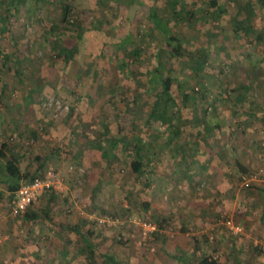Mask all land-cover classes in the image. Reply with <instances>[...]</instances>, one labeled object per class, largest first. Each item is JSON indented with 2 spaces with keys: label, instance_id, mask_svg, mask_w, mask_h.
<instances>
[{
  "label": "rangeland",
  "instance_id": "374dc122",
  "mask_svg": "<svg viewBox=\"0 0 264 264\" xmlns=\"http://www.w3.org/2000/svg\"><path fill=\"white\" fill-rule=\"evenodd\" d=\"M247 1L249 2V0H220L226 13L218 18L214 10L209 7L208 0H24L19 12L9 16V24L6 25L5 9L0 0V65L5 63L9 66L6 68L8 71L16 70L17 74L25 80L26 77L39 76L41 83H39L38 90L41 94L34 98L35 110L40 109L43 116L55 121L61 127H67L66 130L57 133L58 137L55 135V139L50 140L49 143V146L54 142L59 146L63 160H68L69 155L71 158L74 149L78 150L84 144L102 142L98 145H104V148H107L113 141L128 140L126 149L117 142L119 147L116 149V145V150L110 151L116 155V159L110 162V169L113 172H110L109 176L115 177V184L119 178L123 179L125 189L135 190L131 200L141 205L142 201L152 200L154 196L149 183H145L143 179H134L133 173L128 168V162L135 155L133 140L136 137L144 146L143 155L146 152L145 158L147 159L145 161L148 162L150 150L151 153L155 150L156 173L164 175L174 174L177 168L178 173H186L180 167L182 163L177 159L178 154L176 155L177 152L182 151L179 143L184 140L186 133L195 145H198L197 140L202 144L212 141L213 136L209 133L205 134L207 132L201 133L198 126L204 125L206 119L214 122L213 114H215L214 124L218 123L223 129L217 135L218 139L230 133L242 138L246 121L249 122L246 127L249 128L248 130L252 129L255 135L247 141L248 144L252 146L257 141L264 143V124H254L258 123L257 120L246 117L247 113L244 114L242 108L235 109L232 103L226 108L221 103V99L235 97L241 93L238 90L235 92L231 90L233 87H238L239 83L248 84V86L252 84L253 87L251 86L246 95L250 101H253L252 104L255 103V108L254 106L247 107L245 110L256 109L259 113L264 110V39L257 38L259 34L264 35V4L261 6L256 0L250 1V11L253 17L249 24H245L246 13L249 10L242 7L248 3ZM66 4H69L73 10L70 21L87 29L83 39L78 43L77 52L68 63H64L54 51L52 41L55 37L51 33L54 24L57 26L61 24V6ZM151 11L162 19L167 33H162L154 26L150 16ZM242 23L251 27V35L243 36ZM61 25L59 27L67 29L74 35V28L70 26L67 28L65 23ZM169 34L181 38L188 51L205 49L208 54L206 66L199 70L193 64V60L170 58L165 43ZM135 47L139 48V57L131 54ZM155 70H160L174 79L171 87L174 99L179 95L178 85H182V91L195 97L181 108L180 115L183 121L181 131L183 132L172 142L169 141L170 135L165 126L149 116L154 100L161 93L158 77L148 76L149 72L155 73ZM4 79L5 76L0 74V80ZM6 97L9 102L6 109L2 108L4 113H16L21 110L17 106H20L19 103L23 100V89H16L13 95L8 93ZM49 100L52 101V105L44 108L43 103ZM199 118L203 123L193 122ZM176 123L177 119L174 124ZM105 126L108 127L107 135L98 134ZM64 131L70 132L66 134ZM39 133L40 136L51 137L44 125H41ZM13 135L10 131L4 132L2 139L9 144H15V140L11 139ZM14 137L17 136L14 135ZM27 142L29 144L30 140L27 139L25 143ZM174 144H177V148H174ZM35 146H38L37 139L33 141V145H24L26 151L34 149ZM229 148H223L222 139L221 145H217L215 150L210 148L207 150L209 152L220 150L222 156H226L225 159L229 160L232 154ZM256 150L250 157H240L238 152L236 156L239 157V162L242 160L244 162L246 158L252 161L256 157V165L260 168L250 172L251 175H257V181H264V149L255 152ZM32 152L35 154L34 157L41 155V149H35ZM94 153L95 155L89 156L90 163L98 161L97 156L99 157L100 152L95 150ZM76 158L78 159L76 156L72 159ZM99 158L102 160L101 157ZM153 160L155 161L154 158ZM192 161L195 162L191 163L194 164V170H201V174L204 173L206 165L204 164L199 169L197 165L200 162L197 159H192ZM88 168L95 176L93 172L95 167L89 166ZM192 170L193 166H190V174L193 173ZM233 170L231 168L230 172ZM69 171L76 173L79 178L73 199L75 202H80L82 201L81 193L77 190H81L82 177L88 173L83 168ZM151 173L153 170L148 163L145 174L148 176ZM105 175L108 173L104 172L103 177ZM231 175L237 177L235 181H222L221 188L229 187L234 183L238 190L239 200L242 201L244 193L249 188H244L242 185L240 179L242 174L238 176L237 173L232 172ZM60 176L62 178V174ZM121 179L118 182L120 187L122 186ZM257 181H251V190L256 187ZM198 184L200 185L192 186V190L188 187L183 188V186L180 188L182 191L180 198L181 195L183 196L177 201V205L181 208L180 214H186L185 210L187 212L191 210V203H198L200 207L201 200L199 199H207L206 202L210 200L206 193L215 187H211V183L206 181ZM116 186L106 182L105 186L95 188L94 194L97 200L98 193L101 192L104 198L108 196L114 200L117 195H124L122 188ZM102 188L104 191H101ZM191 193L198 196L205 195V198H184ZM131 200L129 201L127 197L124 199L127 208L130 207ZM226 200L228 198H225ZM124 201H121L122 205ZM152 201L165 206L170 202V200L167 202L166 198ZM225 201L222 198L223 208L225 203H229ZM66 208H69L68 204L64 205L62 212L65 214L72 212H67ZM122 208L115 212L116 217L108 214L102 216L108 218L105 220L107 223H96L97 227L101 226L100 230H94L98 232L93 239L98 256L104 255L102 253L113 254L115 259L123 264H180V261H176L179 256L172 248L181 234L178 225H176V230L165 234L162 246L156 241L152 243V235L149 242H143L141 229L138 227L139 220L148 218L156 224L157 221L147 211L138 215V218L132 217L126 220L123 217L135 214L132 213L134 210L139 212L140 208H123L125 211H122ZM9 214H11L10 211ZM220 214H226L227 217L232 215H229L226 210ZM96 216L99 218V215ZM12 218V221L17 222V217ZM121 220H126V224L121 223ZM88 224L93 225L95 222L91 219ZM26 230V227L20 224L18 228H15L14 233L23 241L22 249H26L25 245H29V248L39 255L40 260L42 258L41 263L33 264H44L45 256L56 257L57 253L67 255H64L63 259H68L61 264H105L98 256L97 260H88L84 253H80L78 251L81 249L79 240L75 242V245L68 244L60 247L55 243L52 244L51 238L55 237L52 229L41 232L45 236L50 234V239H42L38 234L35 235L37 238L32 236L30 238ZM225 231L229 235L228 230L225 229ZM11 237L10 231L0 230V249L10 243L7 241L12 239ZM128 241L132 243L127 244ZM163 245L168 247L163 248ZM71 249L75 250L76 257L71 254L73 251ZM71 257L72 260H70ZM46 263L52 262L47 261Z\"/></svg>",
  "mask_w": 264,
  "mask_h": 264
},
{
  "label": "crops",
  "instance_id": "0c3cea01",
  "mask_svg": "<svg viewBox=\"0 0 264 264\" xmlns=\"http://www.w3.org/2000/svg\"><path fill=\"white\" fill-rule=\"evenodd\" d=\"M8 67L9 66L5 63L0 65V74L5 76L4 80H0V152L5 157L14 156L18 158L20 160V170L24 175L32 176L40 171L41 173H44L46 169H54L59 172L60 175L62 174L64 184L61 192L51 191L41 194L37 201L33 203V205H31V207H29L24 214L17 217V222L19 223L12 221L13 216L11 217V214H9L12 195L11 192L8 191V184L5 183L12 181L5 177L3 168L5 161L3 156H0V230L10 231L12 233V239H10L11 241H7L11 244L7 243L0 249V264L41 263L42 258L40 260L39 255L35 254V251H32L33 249L29 248V245H25L26 249L21 248L23 241L16 237L17 235L15 236L14 233L15 228H18L20 224L26 227V231L30 238H37L35 235L38 234L42 239H50V234L45 236L41 234V232L46 229L51 231L52 229L55 236L54 238H51V241L53 242L52 244L54 245L55 243L60 247H65L68 244L75 245V242L77 243L79 240L81 249H78V251L83 254L85 251L83 250V243L80 241V237L72 231V228L81 230V232L87 237V240L93 244L94 254L97 257L98 254L93 239L98 231L95 232L94 230H100L101 226L97 227L96 223H107L105 220L108 218H104L102 216L106 214L115 216V212L120 211V208L122 207L125 209L140 208L139 212H136L135 210L132 211V213H135L133 214L134 216L131 215L123 217L126 218V220L132 219V217L138 218V215H141L142 212L146 213L147 211L154 218V220L157 221L158 228L157 231L152 234V243L156 241L160 244V246H162V240H165V234L172 230H176V225H178L180 227L179 230L181 229V234L179 235V239H176V242L172 245V248L174 252H177L179 259L186 260L191 264L195 263L199 258L205 255H216L217 260L221 264H264V253H262L261 250V247L264 246V181L256 180V187L252 190H248L249 192H245L244 200L242 201L239 200V194L237 193L238 190L234 183V186L231 184L229 187L223 189L221 188L222 181H235L237 177L232 176V172L237 173L239 176L242 173L248 171L250 172L254 169L258 170L260 168L256 165V157L254 158L255 161H250L246 158L244 162L242 160V163L238 161L239 157L236 156V153L238 152L240 157H250L255 149H257L255 152L264 149V143L261 141H257L252 146L248 144L247 141L251 140V138L255 136L253 130H248L249 128L246 127L249 125V122L245 121L244 123V136L242 138L238 137L234 133H230L224 138L221 137L218 139L217 135L220 134L223 129L218 123L214 124L215 114H213L214 122L210 121V119H206L204 125L201 124L198 126L201 133L207 132L205 134L209 133L213 136L211 137L212 141L210 143L205 142L202 144L199 140H197L196 144L198 143V145H195V143L193 144V141L190 140V136L186 133V137L183 140L184 142L182 141L179 143V146L182 147V151L176 153V155L178 154L177 159H179L182 163L180 167H182V169L186 172H183V174H181V172L178 173V168L176 170L177 172L170 175L156 173L157 156L154 152L155 150L152 151V153L150 150L148 162L145 161L147 159L145 158L146 152H144L143 162L146 164L149 163L153 173L148 176L146 174H133L134 179H143L145 180V183H149V187L153 189L154 197L152 200H164V198H166L167 202L170 200V202L172 201V204L169 202L167 206L158 205L159 203L148 199L147 201H142L143 203L139 205V202L131 200V196H134L135 190L125 189V186L123 185L125 181L121 178H119L117 184H115V177L112 178L109 176L110 172H113V170L110 169V162L114 160V157L116 156L113 152L108 150L109 146L104 148V145H98L97 143L84 144L78 150L74 149V152L71 153L73 156L70 158L71 155H69V157H67L68 160L62 159V155H60L61 151H59L58 148L59 146L55 142L49 146L50 140H54L55 135L58 137L57 133L61 130H66L67 127L62 126V128L61 125L56 124L55 121H51L45 115L43 116L40 109L35 110L34 98L36 95L41 94V91L38 90V87H40L39 83H41L39 76L35 75L32 78L26 77L27 79L25 80L17 74L18 72L16 70L8 71L6 69ZM239 84L240 85H238V87L242 85L245 86L244 88H248L249 86L253 87L252 84L249 86L248 84ZM53 86L54 89V82ZM16 89H23V100L20 101V106H17L20 107L21 110L16 113H4L2 108L6 109V105H8L9 102L6 94L9 93V95H13ZM249 90H247L244 94L240 93L235 97L221 99V103L224 108H226V106L230 107V103H232V106L235 109L242 108V112H244V114L247 113L246 117L257 120L258 123H254L253 120L254 124L263 125L264 110L260 113L259 110L256 109L245 110V108H252L255 105V103L252 104L253 101H250V99L247 98L246 94ZM200 123H203L201 118L197 120V124ZM41 125H44L45 129L49 130L51 137L40 136L41 134L39 131ZM7 131H10L11 135L14 134L17 136L14 137L13 135V138H11L12 141L15 140V144H9L2 139L4 132ZM69 132L70 131H64L66 134ZM107 133L108 127L106 126L103 130L98 132V134L102 136H106ZM27 139L33 141L37 139L38 146H35L32 150L26 151L24 147L25 144L33 145V142H29V144L28 142L25 143ZM222 139L223 148L227 149L230 147L229 149L232 151L229 160L225 159L226 156H222L220 150L218 152L210 151L211 153L207 150L208 148L215 150L217 145H221ZM201 140L204 141L202 138ZM117 142L112 150H116L119 147L118 144H120V142H118V144ZM176 146L177 144H174V148H177ZM142 147L144 146L142 145ZM35 149H41V155L39 157H34L35 154L32 151ZM95 150L100 152L99 157H101L102 160L96 155L98 161L90 163L88 160L89 156L95 155ZM113 155L115 156L113 157ZM151 155L153 156L150 157ZM75 156L78 157V159L76 158L73 160L72 158ZM70 159H72L73 162ZM192 159H197L198 162H200V164L197 165V168L199 169H201L204 164L206 165L204 167V173L201 174V170H194V164L191 163L195 162L192 161ZM89 166L95 167V170L93 171L95 176H93L92 172L89 170ZM190 166H193V173L191 174L189 173ZM81 168H83L88 175H84L82 177L83 184L80 186L81 190H77L81 193L80 198L82 201L75 202L73 198L75 196V188L77 187L79 178L76 173L70 172L69 170H80ZM231 168L234 169L232 172H230ZM104 172H107L108 175L103 177ZM206 173H208V175H206ZM120 179L122 180L121 187L118 185ZM204 181L211 183V187H215L212 191L206 193L210 200L206 202L205 200L207 199H199L201 200L199 202V205H201L200 207L197 205L198 203H191V210H188V212L185 210L184 212H186V214H180L181 208L177 205L180 194H182L180 188L183 186V188L188 187L192 190V186L200 185L198 183ZM106 182H110V184L114 186L118 185L116 187L122 188L125 194L121 196L117 195L116 200H114L113 198L110 199L108 196L104 198L103 193L101 192L98 193L97 200L94 194L95 188L105 186ZM23 183L24 182H21V184ZM101 191H104L103 188ZM99 195H101V197ZM126 197L129 201L131 200V205L128 208L124 201ZM201 197L205 198V195L201 194L198 196L195 193H191L188 197L184 198ZM181 198H183L182 195ZM222 198H224V201L225 198H228L225 202L229 201V203H225L224 208L223 203H221ZM122 200L124 201V205H122ZM67 204L69 205V208H66L67 212L72 211L69 214L62 212L64 205ZM114 205H116L117 209ZM123 208L122 211H125ZM223 210H226L229 215L232 214L230 215L232 218H228L233 220L236 225L241 226L242 232L238 235L240 236L239 238L231 235L229 230L219 220L222 215L226 216V214L219 215V213ZM31 211L38 215L36 219L31 220L25 216ZM236 213H238L237 217H235ZM96 215H99V218H97L98 216ZM91 219L94 220L95 224H88V221L90 222ZM126 220H121V223L126 224ZM116 222L119 223L118 220H116ZM102 227H104V225H102ZM161 228H164L165 230L162 231ZM225 229L228 230L229 235L226 233L227 231H225ZM130 240L132 241V238ZM131 241H128L127 244H131L133 242ZM25 242L28 243L29 241ZM164 246L167 245H163V248H166ZM71 250H73L71 251V254L75 256V250ZM57 254L58 255L56 257L45 256L44 260L46 262H52L50 264H61L63 261L68 259H63L65 254ZM102 254L105 255L106 253ZM84 255L87 258L85 253ZM99 256L101 257V255ZM70 260H72V257ZM46 262H44V264H48ZM180 264L182 263L180 262Z\"/></svg>",
  "mask_w": 264,
  "mask_h": 264
},
{
  "label": "trees",
  "instance_id": "16d2710c",
  "mask_svg": "<svg viewBox=\"0 0 264 264\" xmlns=\"http://www.w3.org/2000/svg\"><path fill=\"white\" fill-rule=\"evenodd\" d=\"M250 1L251 0H249V2L247 1L248 3H245L244 7H242V8L249 10L246 13L247 17L245 18V21H244L245 24H249L250 19L253 17L252 12L250 11L251 9L249 5ZM256 1L261 6L264 4V0H256ZM208 2H209V7L214 10L216 17L219 18L222 14L226 13V10L220 4V0H208ZM1 3L5 9L6 25H8L9 24L8 19L10 18L9 16L15 15L19 12L20 7L24 3V0H1ZM61 12H62L61 13L62 14L61 24L65 23L67 28L69 26L74 28L75 30L74 35L69 33L67 29H62L61 27H59L61 24L59 26L54 24L52 31H51V33L54 34L53 37H55L54 41H52V47L54 51L58 54V56L62 58L64 63H68L72 60L74 53L77 52L78 43L80 40L83 39V36L86 33L87 29H85L84 27H81L80 25H77V23L74 24L72 21H70L73 10L69 4H66L65 6L62 5ZM150 16L152 18L154 26L158 30H160L164 34L168 32L164 25V22L162 21L160 17H158V15H156L155 12L151 11ZM250 28L251 27H248V25L247 26L243 25L241 29L243 31L244 37L251 35ZM257 38H259V40H263L264 35L259 34ZM165 43H166V47H167L170 58H174L177 60L182 59V58H186L187 60H193V64L199 70L203 69L206 66L207 61H208V54L205 49L200 48L197 51H188L187 49H185L183 45V40L171 34H169V36L166 38ZM131 54L132 56L139 57L140 55L139 48L138 49L137 47L133 48V50L131 51ZM148 76H151V78H154L155 76H157L160 81V86H161V93L154 100L149 116L151 119L158 120L161 124L165 126V128L167 129L170 135L169 141L172 142L173 140L178 138V136L182 132L181 128L183 125L181 124H183V121L181 120V115H180L181 108L185 106V103L187 101L193 100L195 97L188 95L187 93L182 91V85H178L179 95L176 96V98L174 99V97L171 94V87H172L173 80H174L173 78L166 76L164 72L160 70H155V73L149 72ZM244 87H245L244 85L240 87H233L231 90L232 92L239 90V92L244 94L247 90L251 88V87H248V88H244ZM175 114H177L176 117H175ZM176 119H177V123L174 124ZM193 121L197 123V120H193ZM133 141L135 142L133 146L135 155H134V158L128 162V168L133 174L143 175L145 174V169L148 166V164L143 162L144 156H143V147L141 146V140L137 137ZM119 142L123 145L124 149L128 147V143H129L128 140L123 139V140H120ZM115 143L116 142L114 141L109 144V149H108L109 151L112 150ZM0 156H3V159L5 161V164L3 167L5 177L12 181L9 183L5 182L8 184L7 188H8V191L11 193L16 191L21 186V182H24V183L29 182L43 175L41 171L32 176L24 175L20 170V166H19L20 160L18 158L14 156L5 157L4 155H2L1 152H0ZM114 156L115 155H113V157ZM114 158L116 159V156ZM255 175L256 174L251 175V172L242 173V176L240 177L242 185L244 186L243 179L249 180V185L247 187L244 186V188H249L247 190H251L250 189L251 181L257 180V175L256 176ZM25 216L32 220V219H36L38 215L34 214L33 211H31L29 214H26ZM72 231L75 234H77L78 237H80V241L83 243V250L86 251V252L84 251V253L87 255V259L97 260V257L94 254L93 244H91L90 241L87 240V237L81 232V230L72 228ZM99 258L101 259V262L102 263L105 262V264H123L117 261L113 254L101 255V257L99 256ZM177 260H179L182 264H191L183 259L178 258ZM193 264H221V263L217 260V258H215V256L205 255L199 258Z\"/></svg>",
  "mask_w": 264,
  "mask_h": 264
},
{
  "label": "built area",
  "instance_id": "2783aa9c",
  "mask_svg": "<svg viewBox=\"0 0 264 264\" xmlns=\"http://www.w3.org/2000/svg\"><path fill=\"white\" fill-rule=\"evenodd\" d=\"M44 108H49L52 105V101H45ZM66 109V108H65ZM33 141L30 140V143ZM244 186L249 185V180L243 179ZM63 189V180L59 172L54 169H46L43 175L39 178H35L29 182L21 184V186L11 193L10 200V213L13 217H20L24 214L33 203H35L38 197L47 192H61ZM221 222L229 230L231 235L238 236L242 232V228L236 225L231 219L225 215L220 217ZM139 227L141 229L143 242L150 241L153 232L157 231V224L152 222L148 218L139 220ZM262 253H264V246L261 247ZM215 258L216 255H215Z\"/></svg>",
  "mask_w": 264,
  "mask_h": 264
}]
</instances>
